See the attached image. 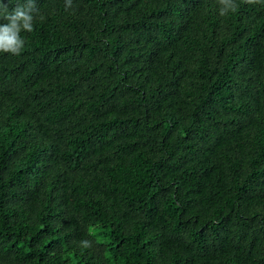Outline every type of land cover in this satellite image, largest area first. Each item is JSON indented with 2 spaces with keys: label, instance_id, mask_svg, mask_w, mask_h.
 <instances>
[{
  "label": "trees",
  "instance_id": "trees-1",
  "mask_svg": "<svg viewBox=\"0 0 264 264\" xmlns=\"http://www.w3.org/2000/svg\"><path fill=\"white\" fill-rule=\"evenodd\" d=\"M34 3L0 53V264H264V3Z\"/></svg>",
  "mask_w": 264,
  "mask_h": 264
},
{
  "label": "clouds",
  "instance_id": "clouds-1",
  "mask_svg": "<svg viewBox=\"0 0 264 264\" xmlns=\"http://www.w3.org/2000/svg\"><path fill=\"white\" fill-rule=\"evenodd\" d=\"M248 5H256L264 3V0H242ZM219 5V15L221 17L235 13L238 9L236 0H217ZM72 7V0H65V10ZM34 13H38V9L34 0H27L23 5H17L8 10V5L0 0V19L7 21L0 25V53L19 56L25 47L26 41L21 36L22 32L31 33L34 29ZM41 20L44 18L41 16ZM84 247H89L88 241L83 242Z\"/></svg>",
  "mask_w": 264,
  "mask_h": 264
},
{
  "label": "rangeland",
  "instance_id": "rangeland-1",
  "mask_svg": "<svg viewBox=\"0 0 264 264\" xmlns=\"http://www.w3.org/2000/svg\"><path fill=\"white\" fill-rule=\"evenodd\" d=\"M99 240H103V238L99 237Z\"/></svg>",
  "mask_w": 264,
  "mask_h": 264
}]
</instances>
